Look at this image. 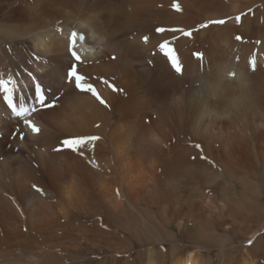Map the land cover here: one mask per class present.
I'll return each mask as SVG.
<instances>
[{"label":"bare ground","instance_id":"6f19581e","mask_svg":"<svg viewBox=\"0 0 264 264\" xmlns=\"http://www.w3.org/2000/svg\"><path fill=\"white\" fill-rule=\"evenodd\" d=\"M73 32L103 104L64 84ZM25 66L64 94L22 142L0 118V264H264V0H0Z\"/></svg>","mask_w":264,"mask_h":264},{"label":"snow or ice","instance_id":"6c2138e0","mask_svg":"<svg viewBox=\"0 0 264 264\" xmlns=\"http://www.w3.org/2000/svg\"><path fill=\"white\" fill-rule=\"evenodd\" d=\"M237 20H239V17H237ZM214 23H224V21H222V20L221 21H214ZM157 31H163V29H157ZM184 34L185 35H190V33H187V32L184 33ZM77 35L78 34L76 32H73L71 34L70 42H69V51L71 52L72 56L76 60H80V56L74 50V46H75V43H76ZM79 39L83 40L84 37L80 36ZM144 39H145V41H147V37H145ZM237 39H240V37H237ZM161 47H164V45H161ZM170 52H171V50H169V53ZM197 55H199V54H197ZM169 58H170V60H172L173 67H175L176 71L179 72L180 71V67L178 66L176 60L171 55H169ZM250 63H253V62L250 61ZM68 75H69V77L75 76L77 88H79L81 90L90 91V92H92V94L94 96H97V99H100V97L97 95V93L95 92V90L92 88L91 85H88L87 87H85L82 84V81L85 79V77L77 74L75 72V68H73L71 71H69ZM7 83L8 82H6V81L0 80V92H3V99L7 103L8 108L11 109L12 115L17 116V117H25L26 115L30 114L29 109L25 108L23 103H21L19 105V107H17V105L13 102L12 97L8 94L10 89L7 87ZM113 90L115 91L116 89L114 88ZM35 99L41 105L44 104V97L42 95L41 88H40L39 85L36 86ZM100 102L102 104L105 103L102 99H100ZM32 111H35V109H32ZM24 123L28 127H30L32 129L33 133H38L40 131L39 128L35 124H33V122L31 120L25 119ZM21 138H23V136H21ZM90 139L96 140V139H98V137H91ZM62 143L65 146H67V147L73 148V150H78L79 147L82 146L83 142L81 140L77 139V140H64ZM196 147H200V146L196 145ZM33 187L35 188V190L37 192H42L43 191L42 189L37 188L35 185H33Z\"/></svg>","mask_w":264,"mask_h":264},{"label":"rangeland","instance_id":"374dc122","mask_svg":"<svg viewBox=\"0 0 264 264\" xmlns=\"http://www.w3.org/2000/svg\"><path fill=\"white\" fill-rule=\"evenodd\" d=\"M255 220H256V218H254L253 220H251V222H247V224H245V225L243 226L242 230H244V231H249V230H251L252 227H253V225H254V223H255ZM252 223H253V224H252ZM246 226H247V228H246Z\"/></svg>","mask_w":264,"mask_h":264}]
</instances>
